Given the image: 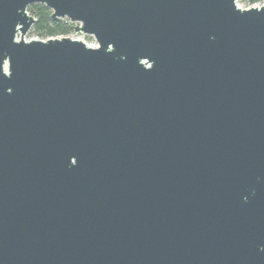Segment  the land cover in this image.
Here are the masks:
<instances>
[{
  "label": "water",
  "instance_id": "1",
  "mask_svg": "<svg viewBox=\"0 0 264 264\" xmlns=\"http://www.w3.org/2000/svg\"><path fill=\"white\" fill-rule=\"evenodd\" d=\"M0 264H264V4L0 0Z\"/></svg>",
  "mask_w": 264,
  "mask_h": 264
},
{
  "label": "trees",
  "instance_id": "2",
  "mask_svg": "<svg viewBox=\"0 0 264 264\" xmlns=\"http://www.w3.org/2000/svg\"><path fill=\"white\" fill-rule=\"evenodd\" d=\"M253 2L255 0H249ZM27 11L35 18L31 27V33L39 39H47L58 35H66L71 32V26L64 21H55L50 18L51 10L42 4H32L27 7Z\"/></svg>",
  "mask_w": 264,
  "mask_h": 264
},
{
  "label": "built area",
  "instance_id": "3",
  "mask_svg": "<svg viewBox=\"0 0 264 264\" xmlns=\"http://www.w3.org/2000/svg\"><path fill=\"white\" fill-rule=\"evenodd\" d=\"M235 3H236V6L240 7V8H249V7H253V6H261L262 4H264V0H255L253 2H250L249 0H243V5H239L237 0H235ZM61 21H64L65 23H67L68 25L71 26V32L66 34V35H58V36H55V37H63V36H68V37H71V38H75V39H80L82 41H84L88 46H92V47H96L97 46V42L96 40L93 42V43H87L83 38V36H86V34L82 33V32H75L73 30V27L74 25H77L78 23L77 22H72L70 21L67 17H63L60 19ZM71 33H73L74 35H78L80 37H72V35H70ZM89 36V35H87ZM38 38V37H36ZM52 38V37H51Z\"/></svg>",
  "mask_w": 264,
  "mask_h": 264
},
{
  "label": "rangeland",
  "instance_id": "4",
  "mask_svg": "<svg viewBox=\"0 0 264 264\" xmlns=\"http://www.w3.org/2000/svg\"><path fill=\"white\" fill-rule=\"evenodd\" d=\"M237 2H238V4L239 5H243V0H237ZM70 35H72V37H80V36H78V35H74L73 33H71ZM84 38V40L87 42V43H93L95 40H94V37H92V36H83ZM29 39H39V38H36V35L35 34H32L31 33V28H30V30L26 33V35H25V40H29Z\"/></svg>",
  "mask_w": 264,
  "mask_h": 264
}]
</instances>
